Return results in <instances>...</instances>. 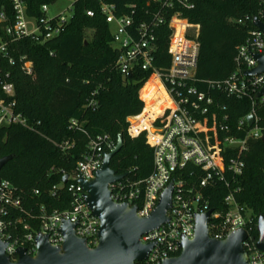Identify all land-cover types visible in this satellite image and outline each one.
<instances>
[{
	"label": "built area",
	"instance_id": "2783aa9c",
	"mask_svg": "<svg viewBox=\"0 0 264 264\" xmlns=\"http://www.w3.org/2000/svg\"><path fill=\"white\" fill-rule=\"evenodd\" d=\"M73 0L68 7L72 11ZM13 18L0 12V56L8 60V66L20 65L27 75H33L34 62L26 55L15 58L13 44L25 38H32L44 45L59 36L69 23L71 16L64 13L49 15L51 5H43L41 18L29 17L23 0H11ZM101 13L105 16L111 32V47L117 51L116 66L124 76L133 75L135 70L151 71V75L139 91L144 102L140 115L129 117L128 133L132 138L146 133L147 144L154 148V170L144 180H130L126 177L110 185L111 197L120 204L137 206V215L148 218L156 209L163 191L174 180L172 203L167 210L168 222L141 237L144 244H154L146 260L136 264H162L166 259L181 253L180 242L193 240L196 232V215L212 210L208 224L209 236L225 239L239 229L248 232L244 246L248 253V264H264V252L257 248L258 240L250 235L251 211L236 200L241 191L237 184L243 175L246 163L243 159L249 142L264 137V72L248 76L245 71L258 65L255 55H264V35L254 26L247 38L236 47L235 70L223 81L204 83L197 78L200 54L201 25L192 23L184 12L195 8L192 0H147L140 11L136 2L126 5V12L120 13L115 3L99 0ZM93 17L94 10H87ZM259 18L264 22V9ZM243 20L237 23L243 24ZM254 22V19L253 21ZM168 28V54L170 65L155 66L158 45V30ZM3 60V59H2ZM0 60V129L18 125L34 130L35 125L17 110L16 87L10 71H5ZM131 75V76H132ZM157 76L169 105L160 113L146 112V101L141 91L153 77ZM249 100L250 112L236 121H231L227 105L221 97ZM161 102L160 95L153 103ZM249 117H252L250 123ZM136 120V123H133ZM147 123L139 131L133 130ZM71 128L80 129L79 123L71 121ZM235 132V134H232ZM223 133V136L220 134ZM237 134H243V137ZM69 145L66 142L63 149ZM116 144L108 134L89 137L88 149L76 170L66 183L54 186L55 195L63 186L72 196L70 208L64 211L49 210L42 206L37 217L39 230L22 216V191L11 181L0 178V239L7 244L6 254L11 261L18 260V250L24 248L27 254L38 252L36 237L46 235L54 246H61L64 237L59 228L64 220L76 225V235L86 240L91 248L99 244L100 220L92 214L84 198L85 191L79 179L91 180L101 169L105 155L113 151ZM234 152H230V150ZM224 153L226 156H224ZM192 164L204 171L199 187H189L178 174ZM67 175V174H65ZM64 175V176H65ZM177 176V178H176ZM215 180L225 182L230 188L225 197L228 209L224 212L209 207L202 188ZM231 180V182H230ZM230 183L233 184L231 187Z\"/></svg>",
	"mask_w": 264,
	"mask_h": 264
},
{
	"label": "trees",
	"instance_id": "16d2710c",
	"mask_svg": "<svg viewBox=\"0 0 264 264\" xmlns=\"http://www.w3.org/2000/svg\"><path fill=\"white\" fill-rule=\"evenodd\" d=\"M23 1L29 17L41 18L42 6L53 5L58 0ZM106 1L115 3L120 13L126 12V5L134 2L143 11L147 2ZM192 1L195 8L185 11L184 16L201 25L196 76L204 83L223 81L235 70L236 47L254 28L252 21L264 9V0ZM87 10H94L95 15L88 16ZM0 12L13 18L11 0H0ZM240 19L243 24L237 23ZM88 30L93 31L91 39L86 37ZM169 34L166 27L158 30L155 62L158 68L170 65ZM111 39L99 0H78L74 3L72 18L59 36L44 45L30 37L13 44L12 56L26 55L34 62L33 75L25 74L20 65L8 66V60L0 56L16 87L17 110L35 125L34 130L18 125L0 129V158L12 156L2 168L0 178L11 181L22 191L26 213L21 216L31 224L32 231L39 230V221L28 218L27 214L37 217L42 206L58 211L70 208L72 196L66 186L58 189L55 195L52 190L61 185L65 174L75 172L87 152L89 137L108 134L115 144L122 137L123 147L112 158L110 167L117 174L127 173L126 179L144 180L154 170V148L147 144L146 133L136 138L128 133V118L143 111L144 102L139 91L151 71L135 70L132 76L124 77L117 69L118 53L111 47ZM156 95H160L161 102L154 105ZM141 96L146 101V112L160 113L169 105L157 76L149 80ZM220 100L227 105L233 124L250 112L249 100L224 95ZM259 113L262 115L264 110ZM72 120L79 123L80 129L71 128ZM144 126L147 123L133 130L139 131ZM66 142L69 145L63 149ZM243 159L246 166L237 182L241 191L236 194V200L251 211L250 235L258 240V217L264 216V142L260 139L250 141ZM178 174L189 187H199L204 171L189 164ZM201 188L211 209L222 212L228 209L224 200L230 188L225 182L215 180Z\"/></svg>",
	"mask_w": 264,
	"mask_h": 264
},
{
	"label": "water",
	"instance_id": "95a60500",
	"mask_svg": "<svg viewBox=\"0 0 264 264\" xmlns=\"http://www.w3.org/2000/svg\"><path fill=\"white\" fill-rule=\"evenodd\" d=\"M254 26L264 35V22L254 17ZM257 67L245 71L248 76L264 72V55H255ZM132 74H129V77ZM264 94V88L259 96ZM252 117H249L250 123ZM264 142V137L262 138ZM123 147L120 136L116 147L104 158L103 165L91 180L79 179L83 187L84 198L92 214L100 222L99 244L91 248L85 239L76 235V225L64 220L59 232L64 237L61 246L50 243L48 236L38 235L36 245L38 252L35 256L27 254L24 248L18 250V260L11 261L6 254L7 244L0 239V264H136L146 260L154 244H144L141 237L168 222L167 210L172 203L174 180L163 191L158 205L148 218L137 215V206L120 204L111 197L110 185L124 179L128 174H117L111 167L112 158ZM12 156L0 158V172ZM69 175L63 177L64 183ZM212 210L196 215L195 238H184L180 242L181 253L163 261L162 264H248V253L244 242L248 238L245 229L231 233L225 239L209 236L208 224ZM257 229L259 239L257 248L264 252V216L258 217Z\"/></svg>",
	"mask_w": 264,
	"mask_h": 264
},
{
	"label": "rangeland",
	"instance_id": "374dc122",
	"mask_svg": "<svg viewBox=\"0 0 264 264\" xmlns=\"http://www.w3.org/2000/svg\"><path fill=\"white\" fill-rule=\"evenodd\" d=\"M73 0H58L55 4L50 6L49 15H56L59 13H64L66 16H71L72 11L68 9L70 4H72ZM93 35L92 30H88L86 32V37L88 39H91Z\"/></svg>",
	"mask_w": 264,
	"mask_h": 264
},
{
	"label": "bare ground",
	"instance_id": "6f19581e",
	"mask_svg": "<svg viewBox=\"0 0 264 264\" xmlns=\"http://www.w3.org/2000/svg\"><path fill=\"white\" fill-rule=\"evenodd\" d=\"M161 85V84H160ZM162 87V86H161ZM163 89V88H162Z\"/></svg>",
	"mask_w": 264,
	"mask_h": 264
}]
</instances>
